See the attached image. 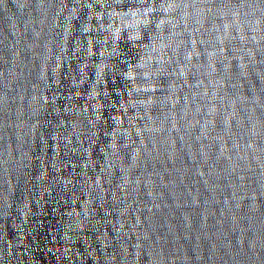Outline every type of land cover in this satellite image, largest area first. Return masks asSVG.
<instances>
[{"label": "water", "instance_id": "1", "mask_svg": "<svg viewBox=\"0 0 264 264\" xmlns=\"http://www.w3.org/2000/svg\"><path fill=\"white\" fill-rule=\"evenodd\" d=\"M0 264H264V0H0Z\"/></svg>", "mask_w": 264, "mask_h": 264}]
</instances>
